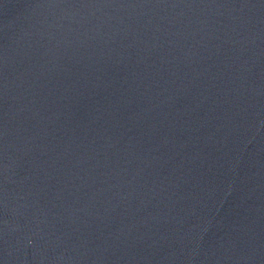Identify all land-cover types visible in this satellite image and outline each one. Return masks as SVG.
<instances>
[{"label": "water", "instance_id": "1", "mask_svg": "<svg viewBox=\"0 0 264 264\" xmlns=\"http://www.w3.org/2000/svg\"><path fill=\"white\" fill-rule=\"evenodd\" d=\"M0 264H264V0H0Z\"/></svg>", "mask_w": 264, "mask_h": 264}]
</instances>
